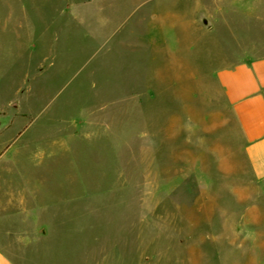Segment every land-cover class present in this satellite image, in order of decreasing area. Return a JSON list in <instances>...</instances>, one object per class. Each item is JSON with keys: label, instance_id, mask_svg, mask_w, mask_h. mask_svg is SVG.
Masks as SVG:
<instances>
[{"label": "crops", "instance_id": "crops-1", "mask_svg": "<svg viewBox=\"0 0 264 264\" xmlns=\"http://www.w3.org/2000/svg\"><path fill=\"white\" fill-rule=\"evenodd\" d=\"M78 7V19L64 12L51 20L52 46L40 38L42 52L25 70L32 81L20 84L15 112L0 129V264L83 262L88 234L96 236L87 217L117 195L127 231L137 182L152 215L163 204L169 217L182 209L175 205L169 215L166 207L184 183L181 159L168 163L167 155L183 152L171 146L167 129L172 120L159 100L145 104L158 111L129 120L120 134L118 122L104 125L92 107L72 122L64 104L43 116L39 105L27 99L29 91L43 88L35 81L42 78L46 56L58 59L61 68L69 56L63 53L65 45L76 42L73 57L111 41L145 44L144 73L150 81L161 74L211 76L235 125L238 186L243 189L229 190L226 178H215L220 169H209L207 227L229 234L230 220L237 218L239 234L264 236V3L86 0ZM254 246L264 250L263 241L256 239Z\"/></svg>", "mask_w": 264, "mask_h": 264}, {"label": "rangeland", "instance_id": "rangeland-1", "mask_svg": "<svg viewBox=\"0 0 264 264\" xmlns=\"http://www.w3.org/2000/svg\"><path fill=\"white\" fill-rule=\"evenodd\" d=\"M85 1L0 0L1 120L8 123L7 117L14 114L20 84L32 81L33 76L25 70L33 68L42 52L40 38L51 42L48 26L53 17L65 12L72 20L78 19V6ZM131 24L128 21L126 27ZM65 46L63 53L69 56L62 61L63 67H59L58 59L54 61L46 56L49 60L44 63L42 78L35 81L43 83V88L25 90L30 93L29 102L39 105L37 111L41 110L43 116L57 112L64 104L65 114L72 122H79L81 114L92 107L104 125L118 122L119 133L124 134L129 120L138 121L141 115L158 111L159 107L145 104L159 100L172 120L167 129L171 146L183 152L181 156L167 155L168 163L181 159L184 183L178 197L173 193L166 207L169 215L174 214L175 205L181 204L182 209L175 212L177 217H169L163 204L152 215L148 205L142 203V183L137 182L133 214L132 202L129 203L127 231L122 230L123 212L116 195L114 201L99 206L97 214L86 219L87 227L95 229L96 236L88 234L83 262L38 264H264V250L254 246L256 239L264 242V236L239 234L237 218H231L229 234H223L220 227L214 232L207 227L205 200L209 169H214L213 166L220 169L215 172V178H226L229 190L243 189L238 186L242 182L238 179L241 172L236 159L235 125L211 76L161 74L151 76L150 81L144 73L146 45L142 43L111 41L92 52H86V48L75 57L78 43L71 44V48ZM145 139L149 141L146 146L150 145L149 138ZM195 166L198 170L191 171ZM171 173L168 171V175ZM191 215L197 226L192 225Z\"/></svg>", "mask_w": 264, "mask_h": 264}, {"label": "water", "instance_id": "water-1", "mask_svg": "<svg viewBox=\"0 0 264 264\" xmlns=\"http://www.w3.org/2000/svg\"><path fill=\"white\" fill-rule=\"evenodd\" d=\"M7 122L6 121H3L0 119V129L2 128L3 125H5Z\"/></svg>", "mask_w": 264, "mask_h": 264}]
</instances>
